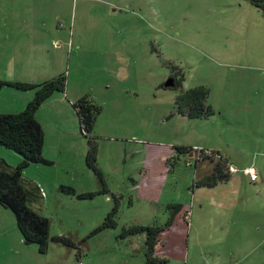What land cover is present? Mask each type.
<instances>
[{
    "label": "rangeland",
    "instance_id": "rangeland-1",
    "mask_svg": "<svg viewBox=\"0 0 264 264\" xmlns=\"http://www.w3.org/2000/svg\"><path fill=\"white\" fill-rule=\"evenodd\" d=\"M61 73L66 91L36 112L49 162L23 176L43 189L31 207L70 242L41 251L0 203V264H147L149 232L135 226L160 228L155 264H264L263 10L249 0H0V113L22 111L36 91L6 81ZM198 85L215 113L191 119L176 97ZM82 97L101 107L89 135L74 107ZM91 138L104 182L87 163ZM202 149L229 159L228 180L196 185L212 166L198 161ZM0 159L16 167L21 156L0 144Z\"/></svg>",
    "mask_w": 264,
    "mask_h": 264
},
{
    "label": "trees",
    "instance_id": "trees-1",
    "mask_svg": "<svg viewBox=\"0 0 264 264\" xmlns=\"http://www.w3.org/2000/svg\"><path fill=\"white\" fill-rule=\"evenodd\" d=\"M249 1L255 7L264 11V0ZM66 80V74L61 73L40 85L20 81H6V83L21 89L36 88V91L22 111L16 113H0V144L12 149L21 156V160L16 167L9 166L4 159H0V203L6 205L13 211L17 225L26 242L39 244L41 251L47 250L51 240L68 244L70 239L60 235L52 236L50 232V219L41 215L31 207L32 202L38 201L44 196L43 189L39 184L27 182L24 179L23 171L32 164L49 162L43 156L45 131L36 117V112L54 92L66 91ZM172 81V86L164 85L166 87H177L180 85L179 81L175 79ZM209 94L210 89L204 85L183 90L176 97L177 111L191 119L212 116L215 113V109L207 102ZM74 107L76 108L83 133L89 135L94 127L96 116L100 112L101 107L92 102L88 97L80 98L75 102ZM90 144L87 163L104 182L102 179L103 173L96 166L97 147L93 143L92 138L90 139ZM177 148L183 153L198 152L199 150L188 146H179ZM198 161H208L212 166L211 171L196 182L197 186H215L220 182L228 180L232 175L233 165L219 151L208 152L202 149ZM250 169L248 168L247 170ZM63 189L67 192H75V189L71 186H64ZM103 191H107V187ZM87 195L92 196L94 193L83 194V196ZM144 230L149 232L146 243L148 245V251L146 253L147 264H155L160 261V258L155 257L153 253L158 244L157 235L160 228L135 226L129 229L128 232Z\"/></svg>",
    "mask_w": 264,
    "mask_h": 264
},
{
    "label": "water",
    "instance_id": "water-1",
    "mask_svg": "<svg viewBox=\"0 0 264 264\" xmlns=\"http://www.w3.org/2000/svg\"><path fill=\"white\" fill-rule=\"evenodd\" d=\"M172 85H173V81H172V80H169V81L166 83V86H172ZM194 152H195V151H192V152L190 153V155L193 156V155H194Z\"/></svg>",
    "mask_w": 264,
    "mask_h": 264
},
{
    "label": "built area",
    "instance_id": "built-area-1",
    "mask_svg": "<svg viewBox=\"0 0 264 264\" xmlns=\"http://www.w3.org/2000/svg\"><path fill=\"white\" fill-rule=\"evenodd\" d=\"M249 171L251 172L252 177H253V178H256L257 173L255 172V170H254V169H250Z\"/></svg>",
    "mask_w": 264,
    "mask_h": 264
},
{
    "label": "crops",
    "instance_id": "crops-1",
    "mask_svg": "<svg viewBox=\"0 0 264 264\" xmlns=\"http://www.w3.org/2000/svg\"><path fill=\"white\" fill-rule=\"evenodd\" d=\"M234 168V167H233ZM248 169V168H247ZM251 169H254L255 171H256V173H257V179L256 180H258V170L256 169V168H251Z\"/></svg>",
    "mask_w": 264,
    "mask_h": 264
},
{
    "label": "flooded vegetation",
    "instance_id": "flooded-vegetation-1",
    "mask_svg": "<svg viewBox=\"0 0 264 264\" xmlns=\"http://www.w3.org/2000/svg\"><path fill=\"white\" fill-rule=\"evenodd\" d=\"M172 80H174V79H172ZM198 154V153H197Z\"/></svg>",
    "mask_w": 264,
    "mask_h": 264
}]
</instances>
